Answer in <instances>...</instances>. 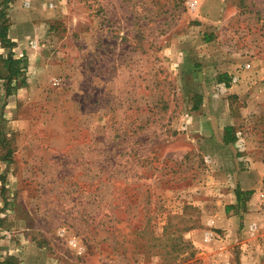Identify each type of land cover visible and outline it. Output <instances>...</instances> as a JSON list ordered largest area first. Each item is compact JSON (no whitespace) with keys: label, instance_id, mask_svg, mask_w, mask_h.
I'll list each match as a JSON object with an SVG mask.
<instances>
[{"label":"rangeland","instance_id":"rangeland-1","mask_svg":"<svg viewBox=\"0 0 264 264\" xmlns=\"http://www.w3.org/2000/svg\"><path fill=\"white\" fill-rule=\"evenodd\" d=\"M4 19L28 67L9 97L0 79L1 264H264V0H0Z\"/></svg>","mask_w":264,"mask_h":264},{"label":"trees","instance_id":"trees-1","mask_svg":"<svg viewBox=\"0 0 264 264\" xmlns=\"http://www.w3.org/2000/svg\"><path fill=\"white\" fill-rule=\"evenodd\" d=\"M5 18L2 14V18ZM4 19L3 22H0V42L4 48L9 49L8 55L2 58V62L4 64V68L6 69L5 75L0 74V79H4V86H5V97H9L16 93L20 88L26 85V78L25 72L28 67V59L18 58L15 59L14 55L10 51L11 47L14 45V42L9 37V25L7 21ZM226 75L220 77V81L223 82V79ZM199 97V96H198ZM198 105L194 106V109H198ZM231 127H227L226 131H230ZM237 199L241 204L245 197L248 194H251V191L244 192L243 190H237ZM1 264V263H0ZM11 264V263H7Z\"/></svg>","mask_w":264,"mask_h":264},{"label":"crops","instance_id":"crops-1","mask_svg":"<svg viewBox=\"0 0 264 264\" xmlns=\"http://www.w3.org/2000/svg\"><path fill=\"white\" fill-rule=\"evenodd\" d=\"M11 29L9 30V37H12L11 36ZM241 178H242V183H243V185H244V187H250V185H252L255 181H256V179H257V176H255L254 174H251V175H249V174H243L242 176H241Z\"/></svg>","mask_w":264,"mask_h":264}]
</instances>
